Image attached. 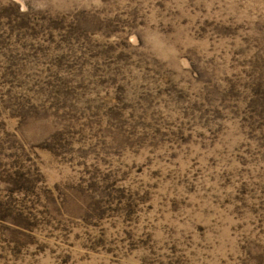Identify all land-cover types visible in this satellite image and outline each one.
Segmentation results:
<instances>
[{
  "label": "rangeland",
  "instance_id": "obj_1",
  "mask_svg": "<svg viewBox=\"0 0 264 264\" xmlns=\"http://www.w3.org/2000/svg\"><path fill=\"white\" fill-rule=\"evenodd\" d=\"M0 264H264V0H0Z\"/></svg>",
  "mask_w": 264,
  "mask_h": 264
}]
</instances>
